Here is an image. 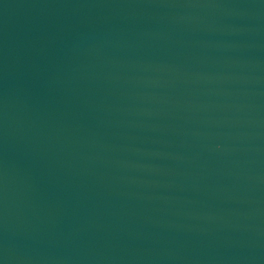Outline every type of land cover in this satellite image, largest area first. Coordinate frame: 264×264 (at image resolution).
<instances>
[{"label":"water","instance_id":"obj_1","mask_svg":"<svg viewBox=\"0 0 264 264\" xmlns=\"http://www.w3.org/2000/svg\"><path fill=\"white\" fill-rule=\"evenodd\" d=\"M0 264H264V0H0Z\"/></svg>","mask_w":264,"mask_h":264}]
</instances>
